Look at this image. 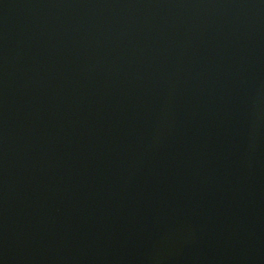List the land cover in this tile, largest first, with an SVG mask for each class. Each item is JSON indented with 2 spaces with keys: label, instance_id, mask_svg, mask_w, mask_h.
Listing matches in <instances>:
<instances>
[{
  "label": "water",
  "instance_id": "95a60500",
  "mask_svg": "<svg viewBox=\"0 0 264 264\" xmlns=\"http://www.w3.org/2000/svg\"><path fill=\"white\" fill-rule=\"evenodd\" d=\"M0 261L264 264V0H4Z\"/></svg>",
  "mask_w": 264,
  "mask_h": 264
},
{
  "label": "snow or ice",
  "instance_id": "6c2138e0",
  "mask_svg": "<svg viewBox=\"0 0 264 264\" xmlns=\"http://www.w3.org/2000/svg\"><path fill=\"white\" fill-rule=\"evenodd\" d=\"M4 0H0V4H3Z\"/></svg>",
  "mask_w": 264,
  "mask_h": 264
},
{
  "label": "clouds",
  "instance_id": "9594fccd",
  "mask_svg": "<svg viewBox=\"0 0 264 264\" xmlns=\"http://www.w3.org/2000/svg\"><path fill=\"white\" fill-rule=\"evenodd\" d=\"M5 7H7V5H5ZM0 264H3V262H2V261H0Z\"/></svg>",
  "mask_w": 264,
  "mask_h": 264
}]
</instances>
